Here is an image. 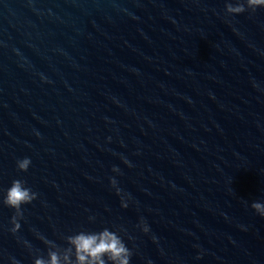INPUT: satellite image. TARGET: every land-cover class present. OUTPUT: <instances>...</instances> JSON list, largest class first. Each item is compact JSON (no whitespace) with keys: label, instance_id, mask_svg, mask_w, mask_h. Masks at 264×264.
Wrapping results in <instances>:
<instances>
[{"label":"water","instance_id":"1","mask_svg":"<svg viewBox=\"0 0 264 264\" xmlns=\"http://www.w3.org/2000/svg\"><path fill=\"white\" fill-rule=\"evenodd\" d=\"M224 3L0 0V189L38 193L17 233L0 204V264L80 225H123L131 264H264V8Z\"/></svg>","mask_w":264,"mask_h":264},{"label":"clouds","instance_id":"2","mask_svg":"<svg viewBox=\"0 0 264 264\" xmlns=\"http://www.w3.org/2000/svg\"><path fill=\"white\" fill-rule=\"evenodd\" d=\"M225 11L229 14H240L246 11L255 12L257 8H264V0H225ZM125 163L131 166L127 158L122 157ZM31 165V157L24 156L18 158L16 167L20 171H28ZM112 171L122 174L118 165L112 166ZM111 186L120 197L121 205L128 206V197L130 194L124 192L119 187L115 175L109 177ZM38 193L27 183L23 177H15L10 184L0 189V204L13 209L11 216L12 233H17L21 228V220L24 219V206L37 199ZM251 207L261 216H264V200H253ZM89 221H95L96 217L90 215ZM137 227L144 233L150 232V225L142 216L139 219ZM37 237L46 245V252L33 247L28 240L23 243L27 246L30 253H33V264H131V258L134 254V248L128 246V240L134 239L127 233L123 225L108 226L104 225L99 229L87 228L83 225L67 232L58 233V240L51 239L33 229ZM19 239V237H18ZM156 240V236H152ZM14 264H21V261L13 257ZM151 264V261H149Z\"/></svg>","mask_w":264,"mask_h":264}]
</instances>
